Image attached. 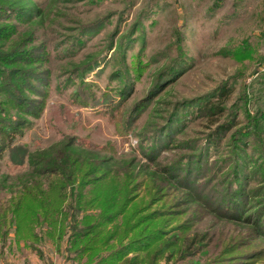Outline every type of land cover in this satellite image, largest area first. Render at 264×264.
Returning <instances> with one entry per match:
<instances>
[{
  "label": "trees",
  "instance_id": "1",
  "mask_svg": "<svg viewBox=\"0 0 264 264\" xmlns=\"http://www.w3.org/2000/svg\"><path fill=\"white\" fill-rule=\"evenodd\" d=\"M44 3L0 0V157L9 150L12 160H28L33 171L0 209V239L8 240L13 233L17 244L23 242L42 258L46 241L59 251L65 243L67 262L73 264H255L264 255V106L250 91L254 83L243 93L253 112L236 103L227 105V85L176 101L152 134L141 136L145 163L116 167L107 163L110 159L85 161L68 143L50 157L31 153L16 140L45 108L51 90V71L45 67L50 53L45 41L35 43L39 36L34 29L18 32L17 26L45 19ZM104 24V19L80 24L70 45H81ZM130 36L108 47L124 51ZM243 48L228 53L244 57L249 50ZM123 51L121 66L110 76L118 80L114 91L121 97L119 104H110L114 120L150 62L137 53L127 64ZM189 59L181 52L157 72L146 95L133 103L122 134L130 132L174 76L185 72ZM101 60L96 57L69 71L78 78H68L77 84L72 93L76 101L84 102L82 92L88 93L91 85L84 77ZM191 114L215 125L206 134V146L191 144L189 152L160 163V154L178 140ZM224 137L226 158L211 159V146ZM130 166L137 167L141 179ZM206 215L239 228L219 238L217 253L208 251L212 235L198 229Z\"/></svg>",
  "mask_w": 264,
  "mask_h": 264
},
{
  "label": "rangeland",
  "instance_id": "2",
  "mask_svg": "<svg viewBox=\"0 0 264 264\" xmlns=\"http://www.w3.org/2000/svg\"><path fill=\"white\" fill-rule=\"evenodd\" d=\"M45 19L40 22H22L18 32L39 36L35 43L45 41L50 53L48 65L51 71L50 94L40 117L32 124L16 144L27 147L31 153L54 155L57 149L68 143L70 149L85 161L110 159L116 167L147 162L140 146L143 136L161 124L176 101L191 99L218 86H229L227 105L236 103L246 106L243 93L250 84V91L259 96L264 106V0H45ZM104 19L103 27L84 37L76 48L70 45L78 35V26ZM130 34V43L125 41L123 53L127 64L133 62L137 53L144 61H150L147 70L134 83L133 91L125 99L122 114L112 119L110 104H119L121 97L114 91L118 80L110 78L121 66L122 51L108 47L120 42ZM141 35V36H140ZM17 37V36H16ZM125 40V39H124ZM181 47V49H180ZM244 47L249 52L237 57L228 52ZM243 48V49H244ZM180 49V51H179ZM225 50V53H223ZM189 56L188 66L182 74L174 76L171 83L162 89L154 101L139 117L130 132L121 133L125 118L136 101L143 98L154 76L180 53ZM102 57L101 64L85 75L87 92H82L84 102L72 96L78 81L74 71L77 65ZM67 81V82H66ZM94 94L93 96L90 94ZM114 100L111 102V100ZM87 101V102H86ZM251 112L254 108L246 102ZM244 105V106H243ZM193 114V113H192ZM190 115L188 126L176 142H172L160 154V163L173 161L189 152V145L206 146V134L214 128L202 116ZM240 118L244 119L243 114ZM149 131V132H148ZM152 134V133H151ZM227 137L219 145L210 148L211 159L226 158ZM222 163V162H220ZM139 168V167H138ZM138 174L137 167L130 166ZM32 167L28 160L19 164L12 160L9 150L0 157V209L9 204L12 194L30 180ZM147 176V175H146ZM141 179L142 176L137 175ZM147 178V177H145ZM198 229L212 235L209 254L220 251L222 240L231 234L234 224L206 215L199 219ZM0 239L2 260L6 264H73L67 262L65 243L59 251L51 241L42 245L45 258L23 242ZM255 264H264V255Z\"/></svg>",
  "mask_w": 264,
  "mask_h": 264
},
{
  "label": "crops",
  "instance_id": "3",
  "mask_svg": "<svg viewBox=\"0 0 264 264\" xmlns=\"http://www.w3.org/2000/svg\"><path fill=\"white\" fill-rule=\"evenodd\" d=\"M10 239H12V237H10ZM14 240V239H13ZM0 243H1V241H0ZM22 244V243H21ZM24 244V243H23ZM19 246V248H20V244L18 245ZM36 253V252H35ZM2 252L0 251V264H6L3 260H2Z\"/></svg>",
  "mask_w": 264,
  "mask_h": 264
}]
</instances>
